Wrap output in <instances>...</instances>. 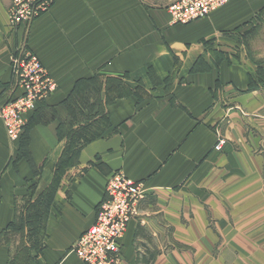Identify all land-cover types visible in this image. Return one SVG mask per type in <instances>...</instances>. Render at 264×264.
I'll return each instance as SVG.
<instances>
[{"label":"crops","instance_id":"obj_1","mask_svg":"<svg viewBox=\"0 0 264 264\" xmlns=\"http://www.w3.org/2000/svg\"><path fill=\"white\" fill-rule=\"evenodd\" d=\"M175 1L55 0L32 23L28 47L58 84L47 109L65 107L78 82L96 76L121 79L111 90L126 92L110 102L100 95L108 127L62 173L58 165L71 144L60 136L63 116H28L26 134L12 143L0 115V264L17 257L18 245L5 235L25 214L24 204L54 183L42 252L30 264H85L73 246L96 221L118 171L148 194L122 237V264L142 262L137 242H145L147 222L139 216H157L149 230L171 229L169 244L178 246L152 264H213L260 249L254 246L264 242V58L245 37L264 0H230L187 24L172 21L167 8ZM11 4L0 0V110L13 94L12 57L25 31L9 27Z\"/></svg>","mask_w":264,"mask_h":264},{"label":"built area","instance_id":"obj_2","mask_svg":"<svg viewBox=\"0 0 264 264\" xmlns=\"http://www.w3.org/2000/svg\"><path fill=\"white\" fill-rule=\"evenodd\" d=\"M9 27L28 28L49 12L55 0H11ZM228 0H178L169 7L175 23L187 24L203 18ZM13 72L20 94L0 110L10 139H18L25 127V114L36 110L58 87L39 57L30 51L15 58ZM220 140L215 147L221 150ZM148 197L141 183L130 180L122 171L111 175L106 187V198L99 205L96 221L74 245L73 251L85 264H122L121 240L130 222L139 215L140 204Z\"/></svg>","mask_w":264,"mask_h":264},{"label":"rangeland","instance_id":"obj_3","mask_svg":"<svg viewBox=\"0 0 264 264\" xmlns=\"http://www.w3.org/2000/svg\"><path fill=\"white\" fill-rule=\"evenodd\" d=\"M177 2H178V0L175 1L174 3H172L171 5H173ZM229 2H230V0L225 2V4L221 5L218 9L211 11L205 17L197 19V20H202V19L208 18L212 14V12L225 8V6ZM54 4H53V6H54ZM171 5L168 6V8H167L168 10H169V7ZM10 8H11V6H10ZM169 13H170V11H169ZM258 19H259L258 21H255L256 24H254L253 29L251 30L250 34L248 33L249 35H247L245 37V41L248 43V44L246 43V47L251 48L252 51H255L257 53V55H256L257 59L260 60V59L264 58V13L260 14L258 16ZM197 20H195V21H197ZM172 21H173V19H172ZM19 28H22L25 31H24V36H23V39L21 41V44L15 50L14 55L12 57L13 61L15 60V58L20 57L22 52L26 53V52L30 51L33 55H35L29 49L28 43H27L28 35H29L30 30H31L30 29L31 25L28 28H25L23 26H20ZM12 72H13V64H12ZM13 76H14L13 77V79H14V81H13V86H14L13 94L11 96L10 101L7 103H11L12 101H14L15 97L18 94H20L19 86H17V83H16L17 80H15V77H16L15 72H13ZM117 81L121 82V79L120 80L119 79L118 80L117 79L112 80V79H108L104 76H100L97 79L87 81V83H84L80 86V89L82 88V92L79 95L82 98H80V99L85 98L84 96L87 92L94 90V91H97L99 93V97H100V94H102L105 96L106 101L110 102L111 101L110 95L115 94V93L124 94L126 92L124 90H120V91L119 90L118 91L111 90L112 86L115 87V83L117 84ZM55 91L50 93V95L47 98H45V101L41 102L39 105H42L44 102H47L48 98ZM77 96L78 95L76 94V98L78 100L79 97H77ZM67 108L65 107V109L60 108L57 110H49V109L45 108L41 111L42 115L39 116V119L42 121H45V119L51 118L52 116H55V117L63 116L65 118V114H66L65 111ZM102 109H103V107L102 108L100 107L98 110L103 112ZM34 112H35V110L25 114V116H24L25 123H26L25 127H23L24 129L20 133L18 139L13 140V141L10 139L12 143H18V141L22 140V138L24 137V134L26 133L27 118H28V116H31ZM41 117H42V119H41ZM92 125L95 129V132H96L95 134H97L102 129L101 128L102 125L99 122L96 124H92ZM69 130H70L69 126L64 125L62 133H64L66 135L67 133H69ZM86 134H88V133H85L82 137H80V136L69 137L67 135L66 136L69 139H71L70 145L80 146L86 140H88L90 137H92L94 135V133H90L88 136H86ZM73 161L74 160H72L71 163ZM66 165H63V166H66ZM60 172H61V170H60ZM51 197H52V191H50L48 193V195L46 197L47 199L44 200L45 203H43V206H41V208H40L41 214L39 216L35 217V219H33V221H30V223H31V222H34L35 220H39L38 223L36 224V226H32L31 224H27L28 226L25 225L24 228L22 229V231H15V230L11 229V231L7 232V234L5 235V239L12 237L11 238L13 240L12 242H14L15 245H18V250H17V254H16L17 257L14 260L15 262L12 261V264L13 263L14 264H30L32 262L37 261V258L39 257L38 254L40 252H42V247L44 244L43 238L45 236V222H44L45 221L44 220V218H45V207L49 208L51 200H52ZM24 206H25V208H24L25 214H22V218L25 221H26L28 215L34 216L36 210L39 209V208H37L35 210H33V208L27 209L28 208L27 202L24 204ZM155 217H157V216H155V215L139 216L140 219L146 220L145 222H147L146 226L144 227L145 231L140 233L142 239L145 240V242H143V241L137 242L138 243L137 249L139 251V256H142V258H141L142 262H139V264H144L145 261H148L149 259H151V257H150L151 253H155L157 256L164 255V254L167 255V254L171 253V251L174 250L175 248H178V246H176V245L174 246V245L169 244L170 242L168 241V237L170 236L171 229L165 228L166 230L164 231L163 230L164 227H163L162 228L163 231L160 233L155 231L154 229L152 231L149 230L150 229L149 228L150 227L149 222H150V220H152ZM169 230H170V232H169ZM235 247H232V248H235ZM254 247L256 249H257V247L260 248V249H257L256 254L254 253V255H252V254L247 255L246 252H245V254L243 253L244 255L241 256L240 258H235L234 256L231 255V257L224 259V262L222 259L220 261L215 260V261H213V264H264V242H262V244H260L259 246H254ZM224 248L227 249L228 244H227V246L224 245ZM232 248H230V249H232ZM236 248L239 249L238 247H236ZM240 253H242V252H240ZM228 254H230V253H228ZM203 263L210 264L208 262V260L204 261Z\"/></svg>","mask_w":264,"mask_h":264},{"label":"trees","instance_id":"obj_4","mask_svg":"<svg viewBox=\"0 0 264 264\" xmlns=\"http://www.w3.org/2000/svg\"><path fill=\"white\" fill-rule=\"evenodd\" d=\"M97 78L98 77L96 76V77H93L91 79H87L86 81L78 82L76 89H75V92H73L74 94L69 97L70 99L68 101H66L64 104H61V105H65V107L66 108L68 107V108L65 111L66 112L65 118L61 122V125H60V129H59L60 130V136H61V133L63 131L64 125H67L70 128L69 133L66 134L69 137H71V136L72 137H75V136L82 137L85 133H88V134H86V136H88L90 133H94V135L92 137H90L88 140H86L80 146L70 145L69 151H67L63 154L64 156L61 158V161L59 162L58 172H60V170L62 172L64 170H66L67 168H70V167L76 165V163H78V157H79L80 149L82 147H84L85 145H87L90 141L94 140V138H98L97 135H99V134L102 135V132L104 131V129H106L108 127V123L106 120L107 117L105 115V111L103 109H102L103 112L98 110L100 108L99 102L101 99V97H99V93L97 91L92 90L90 92H87L84 96L85 98H83V99H80L82 97L79 96L80 93L82 92V88L80 89V86L84 83H87V81H91V80L97 79ZM118 83L121 84L122 82L117 81V84L115 83V85H119ZM76 94L78 95L77 97H79L78 100L76 98ZM93 98L95 99V102L91 103V100H93ZM48 107L49 106H47L46 102H44L42 105H39L37 107V109L35 110V112L33 113V115H34L33 120H35L36 115L38 113H41V111L43 109L48 108ZM65 107H63V109H65ZM96 110L99 111L98 115L102 116L99 120H95L96 119L95 117H97L98 115H96V116L93 115L94 112H96ZM86 111L90 112L88 117L85 116ZM88 120H90L91 122L88 125H83V123L87 122ZM98 122L101 123L102 129L97 134H95L96 132H95V129H94L92 124H96ZM30 124L32 125V120L29 123V125ZM72 160H74V161L71 163ZM63 165H66V166H63ZM54 182H56V180ZM56 190H57V184L55 185V183H54L50 186V189L48 190V192L41 195L38 200H36L35 202H32V201L27 202L28 203L27 209L33 208V210H35V209L39 208L40 202L42 201V199L43 200L47 199L46 197L50 191H52V197L51 198L53 199V195H54ZM46 209H47V207H45V210ZM40 214H41V212H40V208H39L36 210L34 216L28 215L26 221L22 218V215H21V217H18V220L14 224H12L10 228L15 230V231H22L24 226L27 224H31L32 226H36V224L38 223L39 220H35L34 222H31V223H30V221H33V219H35V217L39 216ZM46 217H47V212H45V218H44L45 221H46ZM156 256L157 255L155 253H151V255H150L151 259H149L148 261H145L144 264H152L154 262V260L156 259Z\"/></svg>","mask_w":264,"mask_h":264}]
</instances>
